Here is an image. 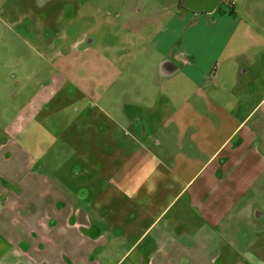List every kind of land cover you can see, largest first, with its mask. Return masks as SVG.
<instances>
[{"label": "crops", "instance_id": "crops-1", "mask_svg": "<svg viewBox=\"0 0 264 264\" xmlns=\"http://www.w3.org/2000/svg\"><path fill=\"white\" fill-rule=\"evenodd\" d=\"M232 2L191 9L174 1L149 42L159 53L145 74L150 87L139 83L129 101L121 95L148 112L143 139L132 136L138 147L123 152L118 172L104 173L101 197L99 184L54 185L27 171L20 147H0V264H264V228L251 225L264 191L251 26L264 32V15L260 1Z\"/></svg>", "mask_w": 264, "mask_h": 264}, {"label": "rangeland", "instance_id": "rangeland-1", "mask_svg": "<svg viewBox=\"0 0 264 264\" xmlns=\"http://www.w3.org/2000/svg\"><path fill=\"white\" fill-rule=\"evenodd\" d=\"M174 1L0 0V147H20L27 171L54 185L76 191L99 184L101 197L104 173L118 172L123 152L138 147L132 136L143 139L148 112L123 104L121 95L135 98L139 83L150 87L145 74L155 71L159 53L149 42L173 14ZM257 1L264 15V0ZM260 37L263 30L251 26L257 42L251 46V107L264 96ZM259 118L264 102L251 123ZM260 149L264 154V144ZM257 186L264 187V173ZM258 196L262 215L251 225L264 228V191ZM251 264H257L252 257Z\"/></svg>", "mask_w": 264, "mask_h": 264}, {"label": "flooded vegetation", "instance_id": "flooded-vegetation-1", "mask_svg": "<svg viewBox=\"0 0 264 264\" xmlns=\"http://www.w3.org/2000/svg\"><path fill=\"white\" fill-rule=\"evenodd\" d=\"M216 2V0H180L181 5L191 9H207Z\"/></svg>", "mask_w": 264, "mask_h": 264}, {"label": "water", "instance_id": "water-1", "mask_svg": "<svg viewBox=\"0 0 264 264\" xmlns=\"http://www.w3.org/2000/svg\"><path fill=\"white\" fill-rule=\"evenodd\" d=\"M217 2L219 1V0H216ZM213 6V5H212ZM212 6H209V8H211ZM213 8V7H212Z\"/></svg>", "mask_w": 264, "mask_h": 264}, {"label": "built area", "instance_id": "built-area-1", "mask_svg": "<svg viewBox=\"0 0 264 264\" xmlns=\"http://www.w3.org/2000/svg\"><path fill=\"white\" fill-rule=\"evenodd\" d=\"M230 2L233 3L232 0H230Z\"/></svg>", "mask_w": 264, "mask_h": 264}]
</instances>
